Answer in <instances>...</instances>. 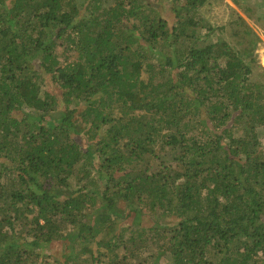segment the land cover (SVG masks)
<instances>
[{
	"label": "trees",
	"instance_id": "16d2710c",
	"mask_svg": "<svg viewBox=\"0 0 264 264\" xmlns=\"http://www.w3.org/2000/svg\"><path fill=\"white\" fill-rule=\"evenodd\" d=\"M224 1L0 0V264H264L263 41Z\"/></svg>",
	"mask_w": 264,
	"mask_h": 264
},
{
	"label": "rangeland",
	"instance_id": "374dc122",
	"mask_svg": "<svg viewBox=\"0 0 264 264\" xmlns=\"http://www.w3.org/2000/svg\"><path fill=\"white\" fill-rule=\"evenodd\" d=\"M239 3H233L232 0H225L224 2H227L231 6H233L238 14L242 16L245 21L250 25L262 38L263 43L259 45V47L256 49L255 53L257 54L258 58V65L254 66L253 68V77L260 76L261 70L264 71V64L262 62V55L264 53V38L262 35V26L264 25V0H238ZM166 6H169L168 3H164ZM248 10V11H246ZM208 16L210 18V23H213L215 25H220L224 22H227L230 19V10L225 7L224 3H220L219 6L216 8H213L211 11H209ZM261 79V78H260ZM262 150L264 152V136L262 137ZM165 165L168 167H174L175 161L172 159V153L165 150ZM149 166L152 171H156L157 169H161L159 167V164L155 161H152L149 163ZM75 178H71L70 186H66L67 190H75L78 185L74 182ZM102 185L101 181H98V188H100ZM91 188V186H89ZM119 205L124 208H131V215L126 218L124 224H128L131 222V218L133 216V208L134 205L127 204L124 201H119ZM152 219L150 216H144L143 224L148 225L150 224V221ZM140 226H142V220L140 222ZM136 228V226L132 225L126 229L127 235L131 233V231ZM137 231V230H136ZM135 231V232H136ZM62 252V245L59 242H53L50 243L46 248V253L49 255L48 261H50L52 264H57L60 260L59 254ZM69 264H74V261H69Z\"/></svg>",
	"mask_w": 264,
	"mask_h": 264
}]
</instances>
